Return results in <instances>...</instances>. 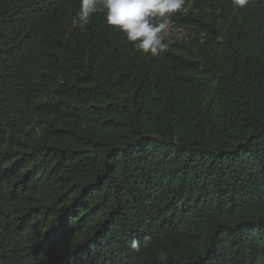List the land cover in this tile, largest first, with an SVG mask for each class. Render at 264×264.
<instances>
[{
	"label": "trees",
	"instance_id": "1",
	"mask_svg": "<svg viewBox=\"0 0 264 264\" xmlns=\"http://www.w3.org/2000/svg\"><path fill=\"white\" fill-rule=\"evenodd\" d=\"M79 6L0 0V264H264V0L157 57Z\"/></svg>",
	"mask_w": 264,
	"mask_h": 264
},
{
	"label": "clouds",
	"instance_id": "2",
	"mask_svg": "<svg viewBox=\"0 0 264 264\" xmlns=\"http://www.w3.org/2000/svg\"><path fill=\"white\" fill-rule=\"evenodd\" d=\"M247 2L233 0L238 8ZM79 5L74 24L84 27L94 14L103 11L107 26L122 33L141 53L157 57L169 49L170 20L184 8L185 0H79ZM150 240L144 237L145 244ZM131 247L138 250L140 241H131Z\"/></svg>",
	"mask_w": 264,
	"mask_h": 264
}]
</instances>
